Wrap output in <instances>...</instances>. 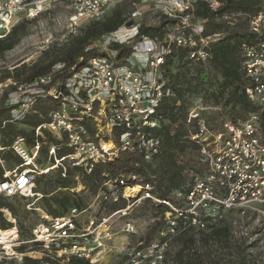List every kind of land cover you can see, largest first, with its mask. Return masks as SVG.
Here are the masks:
<instances>
[{
	"label": "built area",
	"instance_id": "built-area-1",
	"mask_svg": "<svg viewBox=\"0 0 264 264\" xmlns=\"http://www.w3.org/2000/svg\"><path fill=\"white\" fill-rule=\"evenodd\" d=\"M49 1L52 0H0V38L10 31L16 15L22 13L25 18H35ZM121 1L124 0H69L72 10L66 18L68 31L101 17ZM139 1L151 5L160 16L170 21L171 27L164 36L138 37V27L125 34L122 32V27H126L124 23L122 27L102 35L104 44L108 46L107 55L87 59L83 65L72 68L70 75L63 79L54 80L55 73L64 67L63 63H55L50 71L15 85V96L9 105L12 121L37 113L35 104L39 98H51L57 101V105L48 111L47 119L34 128L36 139L32 146L26 145L23 136L14 138L7 148L0 144L1 196L10 198L33 194L36 174L63 167L65 161L90 171L95 163L116 158L125 150L141 151L147 160L157 152L159 140L142 128L157 127L162 119L155 113L160 99L176 96V92L167 86L163 69L165 60L172 53V45H177L188 49V60L206 64L210 57L206 48L222 34L203 35L205 20L194 17L192 10L198 2H207L215 9L220 1ZM256 1V13L246 17L245 33L250 40L244 39L240 43V67L247 99L258 110L249 113L241 122L225 119L221 128L216 130L201 116V111L205 110L201 99L195 107H190L186 119L191 129L187 136L199 146V161L207 171L203 177L195 178L192 190L186 196V210L181 211L170 202L162 201L170 208L165 213L166 238L177 232L178 222L171 218L172 212L175 215H181L183 211L195 215L191 219L192 224L203 227L204 220L199 217L220 216V211L227 208L244 209L264 203V134L260 132L264 117V0ZM113 44L130 45L131 54L119 61L116 50L110 48ZM84 122L94 130L95 140L91 139ZM123 126L125 131L119 140L112 138V130ZM45 132L56 137V142L49 143ZM63 135L72 152L58 158V139ZM5 149H10L22 160L9 171L4 168L2 152ZM43 149L46 150L45 158L52 163L37 172L35 162ZM119 184L123 185V180ZM106 185L111 187L110 182ZM134 187L139 190L135 194L138 200L147 197L159 201L150 194L151 188L147 184L144 187L125 186L122 195L135 192L131 191ZM176 195L182 196V193L177 191ZM118 197L116 190L102 194L103 200L117 201ZM126 206L114 212L125 215L130 208ZM0 211L12 224L7 229L0 228V261L5 264L9 261L14 264H80L74 262L75 259L82 264H98L96 256L106 248L103 239H110L107 230L100 229L99 224L93 226L95 220L92 218L84 227L79 224L76 209L60 217H52L40 210V220L31 226L30 236L20 239L16 218L7 208ZM125 229L132 232L134 224L127 221ZM166 246L167 240L162 239L128 245L123 250L125 260L122 264H160Z\"/></svg>",
	"mask_w": 264,
	"mask_h": 264
},
{
	"label": "trees",
	"instance_id": "trees-1",
	"mask_svg": "<svg viewBox=\"0 0 264 264\" xmlns=\"http://www.w3.org/2000/svg\"><path fill=\"white\" fill-rule=\"evenodd\" d=\"M220 4L215 9L211 8L207 2H198L193 7V16L205 20L203 35L210 33H220L222 37L211 43L206 50L210 52V57L206 64L194 63L187 59L188 49L177 45H172L171 54L167 56L163 69H165V79L167 86L176 92L173 98L163 96L156 108V114L162 119L155 128H142L149 136L159 140L157 152L150 159H145L143 152L136 150H125L116 158L95 163L90 171L84 170L81 166H74L70 163L58 167L54 175H42L37 180V186L41 193L40 209L52 217H60L73 205L80 208L83 204L82 198H72L68 193L53 194L55 188L67 189L75 184L73 177L79 176L81 184L87 190L97 193L99 190L103 194L116 190L119 193L117 201H110L109 212H114L127 207L128 202L133 199L123 197L125 186L146 184L151 188L150 194L158 202L151 198H142L146 203L153 205L155 211L164 216L169 211V206L164 201L170 202L181 211L187 209L186 196L192 190L195 178L203 177L206 173L205 167L199 161V146L188 139V132L191 129L187 125L188 102L185 93L200 95L202 102L210 106H229L232 111L233 122H241L246 119L249 113L257 111L245 94L244 86L241 82L240 61L242 52L240 43L242 40L249 41L250 37L245 33V26L242 29L229 28L221 19L227 13H242L244 16L256 13L258 6L256 0H219ZM161 22L154 26H138L137 36H147L150 38L162 37L170 22L164 16ZM127 19L122 16L121 10L115 11L103 20L93 21L81 29L79 35L74 38L70 47L65 51V55L60 58L64 67L55 73L54 80L63 79L70 75L72 68L79 67L87 62V59L97 55H107L106 51L101 52L95 48L88 47L90 42L101 37L103 34L114 31L126 23ZM26 21L14 24L10 31L0 38V57L5 52L13 49L21 39L28 33ZM224 31L226 34L221 33ZM110 48L116 50L118 59L131 54L130 45L113 44ZM206 68V69H205ZM215 69L220 78L214 81L207 77L208 69ZM172 69H175L173 72ZM51 69L49 67H38L25 81H29L37 75L44 74ZM9 77V76H7ZM209 78V77H207ZM55 102L51 98H39L36 101L35 109L37 113L28 114L25 118L12 121L10 116V106L0 105V144L7 148L17 136H23L28 147L34 144L36 136L34 128L47 119L49 110L55 108ZM202 115V114H201ZM262 117V116H261ZM240 119V121H237ZM225 119L221 120L223 123ZM90 130L91 139L95 140L94 130L84 122ZM125 131V127H115L112 130V138L119 140V136ZM260 132L264 134V117L260 124ZM49 143H55L56 137L48 132L44 134ZM59 140V148L56 149L58 158L72 152L66 145L65 135ZM46 151V150H44ZM43 150H41V153ZM5 160L11 158L16 161V165L21 163V158L14 155L10 149L2 152ZM195 157L196 163L192 161ZM38 162H40L37 159ZM66 162V161H65ZM2 174V169H0ZM134 176V178L132 177ZM1 177V176H0ZM44 180V182H42ZM124 184L120 185L119 181ZM111 183V187L107 186ZM180 191L182 196L176 195ZM36 193V190L34 191ZM38 192V191H37ZM142 194V192H141ZM141 196V195H139ZM14 197V196H13ZM12 197L0 195V209L7 208L16 218L22 237L30 236V228L26 230L23 220L18 219L17 208ZM110 200V199H109ZM55 205V206H54ZM264 207V205H263ZM220 216L199 217L204 220V226L192 224V217L195 215L182 212L181 215L171 214L178 224L176 234L162 240L170 241V247L164 252L162 264H256L254 254L251 250L256 246L257 240L248 241V238H240L234 243V223L235 218L239 219L247 215V208H228ZM203 211L200 212L203 215ZM185 216V217H184ZM240 216V217H239ZM187 217V218H186ZM12 224L6 220L0 211V228L7 229ZM250 237V236H246ZM264 239V235H262ZM29 260L26 259V262ZM74 262L82 264L75 259ZM3 261H0L2 264ZM25 264V263H23Z\"/></svg>",
	"mask_w": 264,
	"mask_h": 264
},
{
	"label": "rangeland",
	"instance_id": "rangeland-1",
	"mask_svg": "<svg viewBox=\"0 0 264 264\" xmlns=\"http://www.w3.org/2000/svg\"><path fill=\"white\" fill-rule=\"evenodd\" d=\"M72 7L69 0H52L46 5V8L42 13H40L35 18H25L24 14H18L14 18L13 25L21 21H26V27L28 33L21 39V41L11 50L4 53L0 57V105L9 106L10 102L14 99V90L17 83L24 82L26 77L30 75L38 67H49L52 69L55 63H62L60 60L65 54V51L70 47L74 38L80 34L81 29L87 24L103 20L104 18L110 16L117 10H121L122 16L126 19L133 20L132 25L122 27V32L125 34H130L134 29L140 25L143 26H154L161 22L163 19L159 12L151 5L145 4L139 0H124L120 4L111 6L103 15L99 18L90 20L78 27L74 31H68L67 20ZM134 13V16L132 14ZM128 20V21H129ZM221 22L227 25L229 28L242 29L245 26L246 16L242 13H227L224 14ZM171 27V23L167 24V29ZM223 35L226 33L222 31ZM88 47L97 49L98 51H107L108 46L103 42V37H99L90 42ZM206 69V68H205ZM208 69V68H207ZM174 72L175 69H172ZM9 76V77H7ZM209 77V78H207ZM207 77L205 80L210 79L214 84V81L219 80L220 76L215 69L211 68L207 70ZM186 101L188 102V110L190 107H195L201 97L198 94L190 93L186 96ZM202 101V100H201ZM204 104V102H203ZM205 110L201 111V116L206 121H209L214 129L221 128V120L232 118V111L229 106H223L222 104L218 106H210L204 104ZM240 121V119H237ZM45 151L40 153L38 161L35 162L36 171L49 167L52 163L45 158ZM192 161L196 163L195 157H192ZM64 162L63 164L66 165ZM16 165V161L13 158L10 160H5L4 168L9 171ZM30 168H34L32 165ZM58 168H54L46 173H39L35 176L34 185L32 188L33 194H28L26 196H14L11 198L15 205H19L17 208L18 219L23 220V224L26 230L37 223L40 220V198L41 193L39 192V187L37 186V180L42 175H54L56 174ZM75 184L67 189L55 188L52 192L53 194L68 193L71 197L82 198L83 204L79 207L76 205L70 207L64 214H70L72 210L76 209V218L81 225L86 226L91 218L94 219L93 226L99 224V228L107 230L110 233V239L103 240L106 242V248L99 253L96 258H98V264H122L124 262L123 250L128 245H134L135 243L144 240L146 243L152 242L154 240L159 241L162 237H165L167 223V216H161L157 213L150 203H146L143 199L138 200V196L135 192L124 194L123 197L131 199L136 198L135 201L128 202L130 208L126 211L125 215L123 212H109V199L103 200L102 192L107 190H99L97 193L89 191L83 187L81 184L79 176L73 177ZM44 182V180H42ZM108 187L109 186H103ZM36 190V193L34 192ZM38 191V192H37ZM134 200V199H133ZM264 203L252 204L247 208L248 213L244 217L239 219L235 218L234 223V243L240 238H248L247 242L252 240H257L256 246L251 250L254 254L256 264H264ZM55 206V205H54ZM122 210V209H120ZM191 210H188V212ZM224 212V211H223ZM221 212V213H223ZM198 213V211H196ZM227 217L229 212L223 213ZM129 221L134 224V230L132 232L125 229L126 222ZM16 226L19 230L17 220ZM250 236V237H246ZM20 239H25L26 237L21 236L19 230ZM169 239V238H168ZM170 247V241H167L166 250ZM1 253V252H0ZM1 255V254H0ZM1 260V259H0ZM5 264V263H2ZM6 264H14L13 261H9ZM160 264H162L160 262Z\"/></svg>",
	"mask_w": 264,
	"mask_h": 264
},
{
	"label": "bare ground",
	"instance_id": "bare-ground-1",
	"mask_svg": "<svg viewBox=\"0 0 264 264\" xmlns=\"http://www.w3.org/2000/svg\"><path fill=\"white\" fill-rule=\"evenodd\" d=\"M135 190H138L137 187H134L131 191H135ZM233 208V207H232ZM228 209V208H227ZM225 211V210H222V212ZM3 234H7V232H3ZM6 247L8 248V244H6Z\"/></svg>",
	"mask_w": 264,
	"mask_h": 264
},
{
	"label": "water",
	"instance_id": "water-1",
	"mask_svg": "<svg viewBox=\"0 0 264 264\" xmlns=\"http://www.w3.org/2000/svg\"><path fill=\"white\" fill-rule=\"evenodd\" d=\"M132 23H133V20H129V21H126L125 24H126L127 26H130V25H132Z\"/></svg>",
	"mask_w": 264,
	"mask_h": 264
}]
</instances>
